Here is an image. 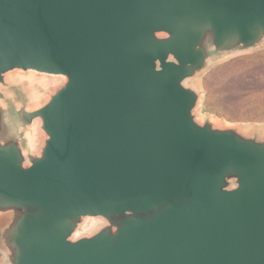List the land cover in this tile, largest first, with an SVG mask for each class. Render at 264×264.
Returning <instances> with one entry per match:
<instances>
[{"label":"water","instance_id":"water-1","mask_svg":"<svg viewBox=\"0 0 264 264\" xmlns=\"http://www.w3.org/2000/svg\"><path fill=\"white\" fill-rule=\"evenodd\" d=\"M263 46L264 0H0L2 264H264V127L194 84Z\"/></svg>","mask_w":264,"mask_h":264},{"label":"rangeland","instance_id":"rangeland-1","mask_svg":"<svg viewBox=\"0 0 264 264\" xmlns=\"http://www.w3.org/2000/svg\"><path fill=\"white\" fill-rule=\"evenodd\" d=\"M248 71L250 76L242 78ZM11 78L16 86L28 93L31 107L44 101L61 80L34 72H15ZM234 78L237 80L232 81ZM194 84L202 94L198 107L200 120L210 118L227 126L264 127V91L251 90L255 86L264 90V46L252 53L212 63ZM206 100L217 113L204 110ZM38 139L33 135L31 145H35Z\"/></svg>","mask_w":264,"mask_h":264},{"label":"trees","instance_id":"trees-1","mask_svg":"<svg viewBox=\"0 0 264 264\" xmlns=\"http://www.w3.org/2000/svg\"><path fill=\"white\" fill-rule=\"evenodd\" d=\"M249 74H251L250 71H248L247 74L242 75V78H245V76H247V75H249ZM249 76H250V75H249ZM234 80H237V79H235V78L232 79V81H234ZM258 89H259V90H258ZM251 90L254 91V92H262V91H264V90H262V89H260V88H256V86L253 87ZM204 110H205V111H208V112H214V113H217V112H215V110H213V109L211 108V105L209 104L208 100H206V102H205V104H204Z\"/></svg>","mask_w":264,"mask_h":264}]
</instances>
